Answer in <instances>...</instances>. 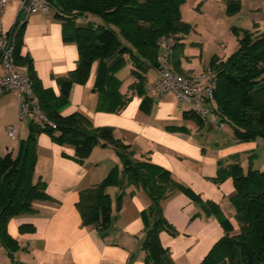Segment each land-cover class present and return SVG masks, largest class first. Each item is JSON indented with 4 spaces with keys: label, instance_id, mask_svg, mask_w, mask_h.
<instances>
[{
    "label": "crops",
    "instance_id": "1",
    "mask_svg": "<svg viewBox=\"0 0 264 264\" xmlns=\"http://www.w3.org/2000/svg\"><path fill=\"white\" fill-rule=\"evenodd\" d=\"M236 13L227 15L224 0H184L180 6L183 21L192 30L182 36L183 49L179 59L181 74H195L183 63L191 58L190 47L199 49L200 56L216 55L225 60L237 48L231 27L264 33V0H237ZM20 0H7L2 28L10 29L17 17ZM24 22L17 31L18 55L28 58L40 87L59 96L57 79L75 69L78 51L74 42H65L62 23L54 15L34 12L21 13ZM88 19H94L89 17ZM194 23V24H193ZM197 30H210L208 39L192 36ZM226 29L222 34L220 30ZM161 55L162 48H159ZM159 56V61H160ZM209 58V60H210ZM17 69L26 72V65L16 62ZM120 81L119 100L123 105H111L113 98L100 99L93 91L97 63L91 67L83 84H73L68 103L60 113L84 115L92 127H109L115 139L129 144L133 158L147 160L167 170L171 178L186 188L176 190L160 201L161 217L170 227L159 231L160 245L174 264H200L225 231L213 210L217 208L230 220L234 231L235 208L230 200L234 194L229 176L218 178V170L238 161L245 173L249 168L264 169V140L239 141L231 127L219 120L215 112L202 124L186 116L189 105L172 93L156 96L152 85L158 77L156 68L143 73L142 87H133L137 79L131 73ZM171 68L174 70L170 63ZM154 70V71H153ZM175 71V70H174ZM214 107V105L212 106ZM20 103L15 92L5 90L0 95V154L16 155L20 141L28 133L30 119L19 117ZM21 119V121H19ZM15 130L10 137L7 128ZM33 180L45 182L46 198L35 200L32 211L8 219V235L17 249L9 251L0 243V264H154L147 260L143 242L156 217L152 200L142 188L126 186L117 207L121 189L108 186L111 200L110 224L105 233L95 224H84L76 204L79 193L103 180L112 168L122 179V162L109 144L96 145L84 159L75 154L71 145L57 142L47 132L36 136ZM237 157V160L235 159Z\"/></svg>",
    "mask_w": 264,
    "mask_h": 264
},
{
    "label": "trees",
    "instance_id": "2",
    "mask_svg": "<svg viewBox=\"0 0 264 264\" xmlns=\"http://www.w3.org/2000/svg\"><path fill=\"white\" fill-rule=\"evenodd\" d=\"M54 8V15L62 23L65 42H74L78 51L75 69L57 79L59 96L43 90L32 72L30 60L18 55L17 36L13 51L16 62L26 65L32 91L37 97L39 109L55 125L40 128L32 121L27 137L20 141L16 155L0 154V243L12 254L17 244L6 229L8 219L32 211V203L47 197L45 182L33 180L36 136L47 132L61 143L71 145L75 154L84 159L100 144L111 145L122 162V179L112 168L107 176L92 187L79 193L77 208L84 224H95L105 233L110 224L111 200L105 189L117 186L121 189L117 207L126 186L142 188L152 200L156 214L147 231L143 249L147 260L154 264H174L168 252L160 245L158 234L169 226L161 217L160 201L176 190H184L170 173L147 160L133 158L129 144L115 139L109 127H92L82 114L63 116L62 107L68 103L73 84L87 81L91 67L97 63L93 91L99 101L113 98L111 105H123L119 100L120 81L115 73L127 61L131 73L137 79L133 87H142L143 73L159 67L161 37L178 35L171 53L170 63L181 73L182 36L192 30L183 21L180 6L184 0H47ZM227 15L237 12V0H224ZM94 17L93 19H88ZM78 19L86 20L78 23ZM237 48L225 60L211 56L208 66L216 72L213 112L221 122L228 124L233 136L239 141L264 140V33L255 35L248 29L231 27ZM100 101V102H101ZM102 103V102H101ZM197 124L205 119L191 113ZM237 160V157L235 156ZM218 178L229 176L233 180L234 194L230 200L235 208L238 229L217 208L204 206L217 215L225 234L213 245L200 264H264V169L249 168L245 173L238 161L221 167ZM21 264V263H14Z\"/></svg>",
    "mask_w": 264,
    "mask_h": 264
},
{
    "label": "built area",
    "instance_id": "3",
    "mask_svg": "<svg viewBox=\"0 0 264 264\" xmlns=\"http://www.w3.org/2000/svg\"><path fill=\"white\" fill-rule=\"evenodd\" d=\"M6 3L7 0H0V95L5 90L15 92L20 103L21 119L27 116L40 128H54L55 125L39 109L31 81L25 72L16 68L13 55L16 33L24 22L21 13L26 16L34 12L47 13L54 11V8L47 0H20L13 26L10 29H3L1 19ZM177 37L178 35L174 33L163 36L158 41L162 53L159 67L156 68L158 77L152 85V93L156 96L172 93L177 100L189 105L191 113L207 119L213 106L217 84L216 72L211 68H205L195 74L174 71L169 59ZM7 132L10 137H14L15 130L12 127H8Z\"/></svg>",
    "mask_w": 264,
    "mask_h": 264
},
{
    "label": "rangeland",
    "instance_id": "4",
    "mask_svg": "<svg viewBox=\"0 0 264 264\" xmlns=\"http://www.w3.org/2000/svg\"><path fill=\"white\" fill-rule=\"evenodd\" d=\"M86 20H84V19H78L77 20V22L78 23H83V22H85ZM194 24V23H193ZM195 31H197L198 33H195V32H193L192 34H190V35H192V36H195V37H197V39H199V38H201L202 40H200L202 43L204 42V39H208V37H209V35H210V30L209 29H206L205 31L204 30H197V28H196V30ZM221 31V33L222 34H225L226 33V29H224V30H220ZM232 33V32H231ZM255 35H258V33H254ZM204 44V43H203ZM190 47V52L192 51L193 53H192V55L193 56H191V54H189L188 52H186V54H188V55H190V59H189V61L187 62L186 60L184 61V63H183V65H184V67L185 68H191L192 70H195V71H198V70H200L203 66H208V62H209V58H210V56H206V55H204V54H201V57L200 56H194V55H196L195 54V52H198L199 53V49H196L195 47H191V46H189ZM128 66H123V67H121L118 71H117V74L118 75H120L119 77L121 78V79H123V78H125V76H127V74H128ZM154 71V70H153ZM19 121H21V119H19ZM24 123V125H27V130H28V122H23Z\"/></svg>",
    "mask_w": 264,
    "mask_h": 264
}]
</instances>
